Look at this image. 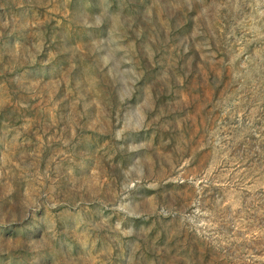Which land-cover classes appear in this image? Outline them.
<instances>
[{
    "label": "rangeland",
    "instance_id": "1",
    "mask_svg": "<svg viewBox=\"0 0 264 264\" xmlns=\"http://www.w3.org/2000/svg\"><path fill=\"white\" fill-rule=\"evenodd\" d=\"M0 264H264V0H0Z\"/></svg>",
    "mask_w": 264,
    "mask_h": 264
}]
</instances>
